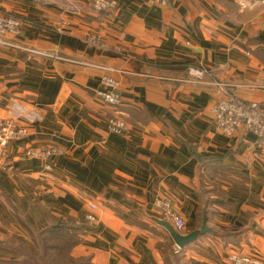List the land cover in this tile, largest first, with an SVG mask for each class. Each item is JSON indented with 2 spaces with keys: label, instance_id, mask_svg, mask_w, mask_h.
<instances>
[{
  "label": "crops",
  "instance_id": "obj_1",
  "mask_svg": "<svg viewBox=\"0 0 264 264\" xmlns=\"http://www.w3.org/2000/svg\"><path fill=\"white\" fill-rule=\"evenodd\" d=\"M114 1L96 12L93 0H0L25 20L0 43V118L36 114L19 121L27 133L0 168V260L35 252L32 237L55 231L70 264L264 261V148L242 127L218 131L211 77L186 72L206 68L264 108V0ZM106 73L121 134L95 94ZM171 213L181 234L210 231L179 249L164 224L176 230Z\"/></svg>",
  "mask_w": 264,
  "mask_h": 264
},
{
  "label": "built area",
  "instance_id": "obj_2",
  "mask_svg": "<svg viewBox=\"0 0 264 264\" xmlns=\"http://www.w3.org/2000/svg\"><path fill=\"white\" fill-rule=\"evenodd\" d=\"M160 5H166L168 0H155ZM241 7L249 5L247 0H235ZM117 3L114 0H93L92 7L96 12L115 8ZM25 20L19 15L11 12H6L0 9V43L9 45L11 42L8 38L16 37L20 34ZM89 43L93 46L105 48L106 46L95 36L89 37ZM104 69L110 71V67ZM187 76L189 80L203 83L207 76L211 77L210 83L216 87L218 95L215 102L210 108V117L215 128L226 134L231 135L238 128L253 133L261 146L264 148V108L256 101L245 100L228 88V85L218 79L203 67L187 66ZM103 89L96 91V96L105 104L112 107L114 115L107 121V127L111 132L124 133L127 129V124L122 118V113L119 110L121 98L117 92V82L109 74L101 77ZM26 118L27 122L33 121L36 114L33 111H23L10 118H0V168L5 166V151L7 146L23 138L27 129L19 124V121ZM54 148L47 149L44 154L54 153ZM30 155H37V152H28ZM47 171L51 170V166H45ZM167 206V204H165ZM165 206V207H166ZM90 208H94L90 205ZM174 219L175 229L178 233L183 232L185 225L182 218L171 213ZM86 219L89 223L95 221L92 214H88ZM229 264H264V261L253 258L248 255L232 254L229 257Z\"/></svg>",
  "mask_w": 264,
  "mask_h": 264
},
{
  "label": "trees",
  "instance_id": "obj_3",
  "mask_svg": "<svg viewBox=\"0 0 264 264\" xmlns=\"http://www.w3.org/2000/svg\"><path fill=\"white\" fill-rule=\"evenodd\" d=\"M55 231L42 232L32 238L36 245V251L25 254L19 260H0V264H70L71 258L63 254V240L54 235ZM41 256L43 263H39Z\"/></svg>",
  "mask_w": 264,
  "mask_h": 264
},
{
  "label": "water",
  "instance_id": "obj_4",
  "mask_svg": "<svg viewBox=\"0 0 264 264\" xmlns=\"http://www.w3.org/2000/svg\"><path fill=\"white\" fill-rule=\"evenodd\" d=\"M164 224L167 226L176 246L179 249H183L190 243L196 241L199 236L203 235L205 232L210 231V228L205 226V223H203L199 229L192 230L191 232L186 234H180L176 230H174L170 225L166 224L165 222Z\"/></svg>",
  "mask_w": 264,
  "mask_h": 264
},
{
  "label": "rangeland",
  "instance_id": "obj_5",
  "mask_svg": "<svg viewBox=\"0 0 264 264\" xmlns=\"http://www.w3.org/2000/svg\"><path fill=\"white\" fill-rule=\"evenodd\" d=\"M39 258V263H43V260L41 259V256H37Z\"/></svg>",
  "mask_w": 264,
  "mask_h": 264
}]
</instances>
